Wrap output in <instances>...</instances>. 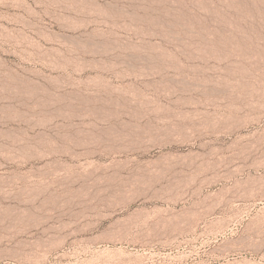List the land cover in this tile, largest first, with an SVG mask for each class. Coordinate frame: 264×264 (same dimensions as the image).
Returning a JSON list of instances; mask_svg holds the SVG:
<instances>
[{"label":"rangeland","instance_id":"rangeland-1","mask_svg":"<svg viewBox=\"0 0 264 264\" xmlns=\"http://www.w3.org/2000/svg\"><path fill=\"white\" fill-rule=\"evenodd\" d=\"M0 129V252L75 215L183 218L212 180L257 173L264 0H0ZM203 210L179 233L132 224L147 264H218L225 240L264 264L263 205L238 225Z\"/></svg>","mask_w":264,"mask_h":264},{"label":"bare ground","instance_id":"bare-ground-1","mask_svg":"<svg viewBox=\"0 0 264 264\" xmlns=\"http://www.w3.org/2000/svg\"><path fill=\"white\" fill-rule=\"evenodd\" d=\"M246 137L248 135L241 138ZM252 137L253 145L257 149L251 155L262 152L252 163L257 173L242 174L244 170L237 168L222 178L212 180L206 184L205 195L199 197L200 200L183 218L178 216L163 219L159 215L130 212H124L121 216L114 212H97L72 215L73 217L67 220L58 218L57 223L45 227L41 231L42 235L32 241L21 243L17 248L7 252L1 251L0 264H52L58 260H66L64 264H147L148 258L142 251L148 249L150 242L137 232L136 234L133 232L131 225L134 223L147 219L163 220L173 232L179 233L184 231L182 223L190 224L193 215L202 208H207V211L200 212L203 216L208 212L216 213L218 209L228 208L230 209L228 223L230 225L242 223L243 217L238 211H234L236 208H242L244 205L264 206V133ZM8 138H12V133L0 129V139ZM212 167L214 165L207 163L204 170ZM218 184L220 187L215 189ZM203 188L201 185L197 190L200 196L203 195ZM111 194L113 195L111 201H117L123 208L130 205L125 201L123 194L118 192ZM229 230L234 232L233 229ZM229 230L222 229L218 233L225 235ZM225 243L226 240L214 251L218 264H255L250 257L254 253L248 249L256 246L232 247ZM187 259L184 257L180 264H186Z\"/></svg>","mask_w":264,"mask_h":264}]
</instances>
